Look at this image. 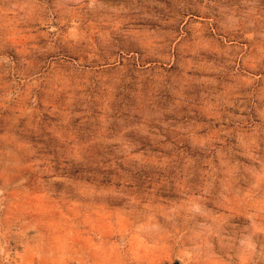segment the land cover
Masks as SVG:
<instances>
[{"label": "rangeland", "instance_id": "rangeland-1", "mask_svg": "<svg viewBox=\"0 0 264 264\" xmlns=\"http://www.w3.org/2000/svg\"><path fill=\"white\" fill-rule=\"evenodd\" d=\"M264 264V0H0V264Z\"/></svg>", "mask_w": 264, "mask_h": 264}, {"label": "water", "instance_id": "water-1", "mask_svg": "<svg viewBox=\"0 0 264 264\" xmlns=\"http://www.w3.org/2000/svg\"><path fill=\"white\" fill-rule=\"evenodd\" d=\"M173 264H179V262L178 261H175Z\"/></svg>", "mask_w": 264, "mask_h": 264}]
</instances>
